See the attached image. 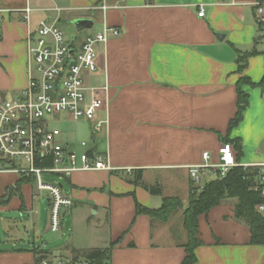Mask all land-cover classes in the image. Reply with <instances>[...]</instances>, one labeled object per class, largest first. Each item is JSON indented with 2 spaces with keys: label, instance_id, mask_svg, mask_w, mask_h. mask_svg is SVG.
Segmentation results:
<instances>
[{
  "label": "crops",
  "instance_id": "obj_1",
  "mask_svg": "<svg viewBox=\"0 0 264 264\" xmlns=\"http://www.w3.org/2000/svg\"><path fill=\"white\" fill-rule=\"evenodd\" d=\"M257 2L264 0H0V91L7 95L27 84V37L41 20L56 19L63 34L60 23L70 24L75 35L68 43L74 47L105 26L120 31L97 48L98 69L86 76L88 86H108L97 113L107 122L98 139L91 133L85 148L103 153L108 169L48 176L72 200L57 231L49 227L48 193L47 219L37 222L35 215L43 213L34 201L44 190L36 188L34 177L21 181L17 174L0 173L6 241L0 264H36L37 252L73 259L76 250L94 248L110 249L109 264H181L186 233L174 221L181 210L160 222L136 214L135 201L159 208L162 195L177 196L185 205L189 170L204 164L203 152L210 154L208 162L218 161L236 113V81L246 75L258 83L264 75V17ZM79 19L84 22L77 28ZM251 49L256 54L240 73L238 54ZM243 89L249 103L229 137L242 143L240 165L264 170V90ZM55 140L74 151L57 135ZM136 169L148 184L159 183L162 195L123 178H132ZM204 177L205 183L216 173L204 169ZM234 204L223 200L199 217L204 244L195 248L194 264H264V245L249 243L250 229L233 215ZM16 211L26 212L28 226L19 228L12 218Z\"/></svg>",
  "mask_w": 264,
  "mask_h": 264
},
{
  "label": "built area",
  "instance_id": "obj_2",
  "mask_svg": "<svg viewBox=\"0 0 264 264\" xmlns=\"http://www.w3.org/2000/svg\"><path fill=\"white\" fill-rule=\"evenodd\" d=\"M257 13L264 17V2L256 3ZM29 8L24 9L25 17ZM204 14L199 6L198 16ZM1 22V17H0ZM120 34L117 27L105 26L87 36L79 45L65 41L56 19L41 20L35 31L27 37V84L20 91L7 95L0 91V173L10 172L22 177L33 176L36 188L48 192L49 227L60 228L62 209L72 200L56 182H45L42 174L69 176L74 171H98L108 169L103 153L87 148L81 153L68 151L55 140L56 131L50 130L47 117L60 112L74 119L92 123V134L98 133L107 122L97 113L104 105L107 84L88 86L86 76L97 71V48L109 37ZM86 146L85 142H81ZM216 164L208 162L210 154L202 153L204 164L192 167L189 177L198 188L203 170L224 177L239 165L231 144L221 143L217 150ZM52 160V166L39 167L36 159ZM26 164V165H25ZM264 185V170L259 184ZM264 195V188L262 189ZM264 212V204L257 207ZM37 264H89L85 259L43 257ZM101 264H109L104 261Z\"/></svg>",
  "mask_w": 264,
  "mask_h": 264
},
{
  "label": "trees",
  "instance_id": "obj_3",
  "mask_svg": "<svg viewBox=\"0 0 264 264\" xmlns=\"http://www.w3.org/2000/svg\"><path fill=\"white\" fill-rule=\"evenodd\" d=\"M260 28L262 29L261 26ZM254 54H256L255 49L242 51L238 54L237 68L240 73L245 69L247 59ZM245 85L264 90V75L258 83L252 82L246 75L239 77L236 81V113L228 122L227 133L223 136L222 142L231 144L238 163L242 158V143L238 137L231 138L229 135L230 131L242 121L244 110L249 103L248 93L243 89ZM93 151H97L95 146H92L88 152ZM52 164L50 158L36 159V165L39 167H50ZM261 172L262 170L257 166L239 164L232 167L224 177L216 175L215 178L205 182L198 191H193V184L190 183L193 190L189 191L185 205L177 196H163L162 187L159 183L148 184L145 182L142 178L141 169H136L132 178H127L124 175L123 178L134 185L141 186L151 195H162V204L159 208H147L135 201L136 214H145L151 220L166 222L171 215L181 210L182 226L186 233V241L182 245L185 254L181 264H194L196 261L194 250L204 244L199 237V217L206 215L210 209L223 200H235L233 215L236 219L243 221L250 229L249 243L264 245V214L257 211V207L264 204V195L262 194L264 185L259 184ZM61 177L66 179L64 175ZM25 178L28 177H23L20 180H29ZM109 250V248L76 250L73 259L83 257L89 264H101L109 259ZM36 254L38 255L36 264L41 258L47 257L45 253L37 252Z\"/></svg>",
  "mask_w": 264,
  "mask_h": 264
},
{
  "label": "rangeland",
  "instance_id": "obj_4",
  "mask_svg": "<svg viewBox=\"0 0 264 264\" xmlns=\"http://www.w3.org/2000/svg\"><path fill=\"white\" fill-rule=\"evenodd\" d=\"M60 28L64 31V38L65 41L70 42L71 39L73 38L74 34V29L71 27L70 24L68 23H60ZM84 34V31L80 33V36ZM50 130L56 131V135L58 139L63 142L67 143L69 146L73 148V150L76 153H81L82 151L85 150L86 146H82L81 142H88L90 141V135L92 133V123L82 120V119H74L72 118L68 113L66 112H60L56 115L53 116H48L47 117V124H46ZM98 134L96 133V138L98 139ZM26 165V164H25ZM48 176L54 177L55 175H47L43 174V180L45 182L51 183V181L47 180L49 179ZM206 178H201V183H204ZM194 190L192 187H190V191H198L200 188H198L194 183H192ZM48 193L47 191H43L41 194V198L39 200L34 201V207L35 210L38 211V209H41L43 213V217L40 215H35L37 217V222L42 223L45 221L47 218V203L45 199V194ZM66 208L62 209V218H63V212L65 211ZM175 220L176 223L181 221L182 223V217L181 214L175 215ZM12 218L15 219V222L18 224L19 228L22 229L23 226H28L30 224V218L26 214V212L20 213L16 211L14 214H12ZM6 219V218H4ZM1 223V222H0ZM38 224V223H37ZM179 229L178 227H176ZM21 236V235H19ZM4 235L2 230L0 229V246L2 247L3 245H6V241H4ZM20 241H18L19 243ZM27 243V242H26Z\"/></svg>",
  "mask_w": 264,
  "mask_h": 264
},
{
  "label": "water",
  "instance_id": "obj_5",
  "mask_svg": "<svg viewBox=\"0 0 264 264\" xmlns=\"http://www.w3.org/2000/svg\"><path fill=\"white\" fill-rule=\"evenodd\" d=\"M84 21L83 20H76V21H74V24H75V26L77 27V28H79V27H81L82 25V23H83ZM217 37H220V34H217Z\"/></svg>",
  "mask_w": 264,
  "mask_h": 264
}]
</instances>
